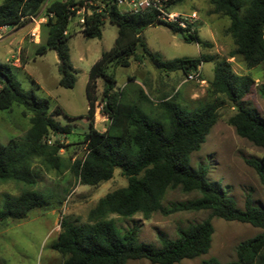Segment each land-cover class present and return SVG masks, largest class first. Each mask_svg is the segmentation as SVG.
<instances>
[{
  "label": "trees",
  "instance_id": "obj_1",
  "mask_svg": "<svg viewBox=\"0 0 264 264\" xmlns=\"http://www.w3.org/2000/svg\"><path fill=\"white\" fill-rule=\"evenodd\" d=\"M87 1H92L91 15L78 25L85 38L99 39L105 21L117 27L113 46L102 51L90 67L85 93L88 102L86 119L89 130L78 143L85 147L81 160L64 164L59 151L64 147L58 135L70 133L54 117L62 113L60 108L50 111V101L32 91H24L15 81L9 64L0 63L11 89L0 82V111L23 107L31 114L29 128L21 140L10 139L0 143V180L22 183L18 195H5L0 208V221H21L33 209L51 207V198L30 188L36 184L34 159L47 169L61 174L70 169L80 185L95 186L112 178L118 169L126 179V186L113 190L99 198L90 209L87 222L76 224L62 219L59 233L51 249L63 257L61 264H126L130 260L145 259L151 264H176L181 260L205 255L211 245L213 226L211 218L235 221L259 228L262 232L241 242L236 256L227 264H264V207L254 205L247 195L243 209L237 207L234 198L219 184L207 178L208 167L203 164L190 166L191 154L198 151L217 120L218 103L212 102L189 109L171 98L158 101L159 117H151L144 110L153 104L140 86L127 94L126 87L114 91L116 80L110 68H128L131 61L141 65L149 61L161 73L181 72L187 76L205 62L213 63V77L209 81L208 94L215 100L225 98L234 109L227 124L235 133L254 146L264 149V120L244 106V98L253 89L254 79L249 74H237L228 59H237L246 70L259 65L264 80V0H209L211 12L227 18L225 33L235 48L227 58L201 54L198 58L163 60L158 53L150 52L141 39V30L148 26H164L173 35L181 33L183 40L203 48L212 44L203 41L195 30L187 35L174 25L156 21V11L146 10L137 14L121 13L117 0H0V27H17L22 19L41 12L46 21L40 25L44 33L43 44L35 49L36 55L48 50L55 52L60 79L58 85L70 89L76 82L68 49V39L75 11ZM184 0L171 1L170 8ZM88 6V5H87ZM71 8H75L71 11ZM100 9V12H96ZM102 79L100 100L102 112L108 123L103 131L94 127V109L97 97V80ZM200 79L203 80L200 76ZM134 78L129 77L128 81ZM264 99V83L258 88ZM53 136V143L50 137ZM49 141V143H48ZM245 163L251 167L264 187V159L250 158ZM180 188L183 193L195 192L198 197L168 211L162 207V199L168 189ZM211 212L200 223L179 228L178 237L160 238V247L137 243V229L132 227L120 232L109 216L131 218L141 215L149 219L155 212L175 211ZM200 264H220L209 258Z\"/></svg>",
  "mask_w": 264,
  "mask_h": 264
},
{
  "label": "rangeland",
  "instance_id": "obj_2",
  "mask_svg": "<svg viewBox=\"0 0 264 264\" xmlns=\"http://www.w3.org/2000/svg\"><path fill=\"white\" fill-rule=\"evenodd\" d=\"M125 7H118L123 13ZM180 12L195 11L199 16L197 24L198 36L201 40L212 44L211 48H203L192 42H186L173 35L164 26H148L141 30L140 36L147 49L158 53L163 60L179 58H198L201 54L212 55L218 58H227L235 46L231 38L225 33L229 24L227 18L213 14L209 0H184L173 7ZM73 34L68 39L69 59L76 75V82L70 89L58 85L60 79L59 63L54 51L48 50L43 55H36L35 49L43 44L44 33L40 28L37 41L29 42L26 37L28 28H21L9 37L0 39V63L6 64V59L22 44L19 55V69H13L15 81L24 91H32L39 97L50 101V110L60 108L62 113L55 115V120L61 125L70 127V133L58 135V141L64 147L59 155L64 164L83 159L85 147L78 143L89 130L86 119L88 102L85 86L90 67L98 60L102 51L109 50L117 35V27L108 21L102 26L99 39L85 38L80 33V27L72 21ZM15 27H8L1 36H6ZM25 38V39H24ZM38 38V39H37ZM39 40V41H38ZM237 74H249L254 79L252 92L244 98V106L254 111L264 120V99L259 95L258 88L264 83L262 67L259 65L246 70L237 59H228ZM25 63L24 67L23 64ZM139 65V64H138ZM23 67V68H22ZM116 80L114 91L123 89L129 77H135L138 85L153 101L146 105L144 110L151 117H159L161 109L158 101L166 98L175 100L182 107L194 109L207 103L217 102L219 107L215 124L210 129L204 143L198 151L191 154L190 166L196 168L203 164L208 167L207 178L219 184L231 195L237 207L243 209L247 195L254 205L264 207V187L261 185L255 171L246 163V159H264V149L258 148L240 138L233 127L227 124L228 118L233 115L234 109L225 100H215L207 92L209 81L213 77V63L205 62L201 65V78L206 80L203 86L191 81L180 83L185 78L181 72L161 73L153 68L147 60L143 64L131 61L128 68H110ZM166 76H169L166 78ZM102 79L97 80L95 96L97 101L94 109V124L98 131H103L108 119L102 112L103 103L100 100ZM127 94L136 86L127 85ZM174 89L176 91H174ZM192 97V98H190ZM21 106H15L10 111H0V143L6 144L10 139L21 140L28 130L31 114ZM54 137H50L53 143ZM33 168L36 174V184L30 189L51 198V207L33 209L26 219L15 221L7 219L0 221V264H61L63 257L51 249L59 233V224L62 219L81 224L87 222L88 213L99 198L105 194L126 186V179L118 169L114 170L111 179L95 186L80 185L70 169L61 174L54 170H47L38 159H34ZM25 188L22 183L0 180V208L5 195L16 196ZM195 192L186 194L180 188L168 189L162 199L165 211L183 205L195 198ZM211 212L202 211H175L170 213L155 212L149 219L141 215L123 218L117 215L109 216L120 232L129 228L137 229V243L150 244L160 247V238L175 240L179 228L197 224L210 217ZM213 233L211 245L205 255L191 260H181L176 264H200L201 261L215 258L220 264L233 261L236 248L241 243L253 238L261 229L249 224L224 221L212 217ZM126 264H151L145 259L130 260Z\"/></svg>",
  "mask_w": 264,
  "mask_h": 264
},
{
  "label": "built area",
  "instance_id": "obj_3",
  "mask_svg": "<svg viewBox=\"0 0 264 264\" xmlns=\"http://www.w3.org/2000/svg\"><path fill=\"white\" fill-rule=\"evenodd\" d=\"M171 1L173 0H117L116 3L118 7H125L124 13L137 14L146 10L156 11V21L174 25L177 28L183 30L185 34L192 35L193 32L197 30L196 27L199 21L197 12L176 11L173 8H170ZM90 5H92V1H87L82 7H78V9L75 11V22H77V25H83L85 16L91 15L92 10L89 9ZM74 10L75 8H71V11ZM96 12H100V9H98ZM22 21L33 25V28L29 31V41L33 42L39 35V26L46 21V17L39 13L34 16H28L22 19ZM7 28L8 26L0 27V39L2 38L1 30L3 32ZM19 55L20 51L12 53L11 56L6 60V63L9 65H18L20 61ZM200 76L201 66H198L195 71H192L187 76H185L184 82L195 81L202 84L203 81L200 79Z\"/></svg>",
  "mask_w": 264,
  "mask_h": 264
},
{
  "label": "crops",
  "instance_id": "obj_4",
  "mask_svg": "<svg viewBox=\"0 0 264 264\" xmlns=\"http://www.w3.org/2000/svg\"><path fill=\"white\" fill-rule=\"evenodd\" d=\"M40 14H41V12H39ZM38 13V14H39ZM17 28L18 29H21V28H28L29 30L27 31V33H26V37L25 38H27L28 39V41H29V31L33 28V25H31V24H29V23H27V22H23V24H21L20 26H17V27H15V29H13L12 30V32H10V33H8L6 36H3L1 39H3V38H7V37H9L12 33H14L16 30H17ZM39 31H40V26H39ZM24 38V39H25ZM39 41V40H38ZM30 42V41H29ZM37 42V41H36ZM24 46V43L22 44V46H20V47H18L14 52H16V51H20L21 50V47H23ZM13 52V53H14ZM11 56V55H10ZM8 59V58H7ZM6 59V60H7ZM7 64V63H6ZM137 64V63H136ZM24 65H25V63L23 64V67H24ZM10 66H13V67H15V70L16 69H19L20 67H18V65H10ZM137 66H139L138 64H137ZM22 67V68H23ZM167 77H169V76H166V78ZM132 78H134V80H132V81H128V83L130 84V85H132V86H139L138 85V83H137V81H136V78L133 76ZM203 82H205L206 80H202ZM184 82V79H182L181 80V84ZM129 84H127V85H129ZM127 85L125 86V87H127ZM201 86H203V84H201L200 83V85H199V87H201ZM133 91H135V90H133ZM174 91H176L175 89H174ZM133 93V92H132ZM190 98H192V97H190ZM50 111H52V110H50ZM55 119V118H54ZM94 127H95V124H94Z\"/></svg>",
  "mask_w": 264,
  "mask_h": 264
},
{
  "label": "water",
  "instance_id": "obj_5",
  "mask_svg": "<svg viewBox=\"0 0 264 264\" xmlns=\"http://www.w3.org/2000/svg\"><path fill=\"white\" fill-rule=\"evenodd\" d=\"M176 37L179 39H183V36L181 33H177ZM0 82H2L7 88L11 89V86H10V83H9L7 76L2 72H0Z\"/></svg>",
  "mask_w": 264,
  "mask_h": 264
}]
</instances>
